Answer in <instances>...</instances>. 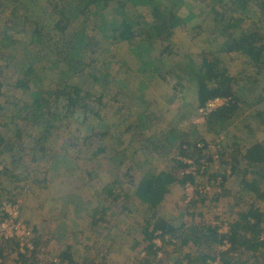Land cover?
Returning <instances> with one entry per match:
<instances>
[{
  "label": "rangeland",
  "instance_id": "obj_1",
  "mask_svg": "<svg viewBox=\"0 0 264 264\" xmlns=\"http://www.w3.org/2000/svg\"><path fill=\"white\" fill-rule=\"evenodd\" d=\"M176 1L97 3L86 17L87 38L81 32L87 22L78 12L63 23L62 31L56 29L59 18L49 12L47 0H0V205L4 198L19 201L22 218L33 231L32 239L40 238L37 253L24 258V264H51L60 239L73 244L78 222L82 225L77 237L82 249L79 255L83 251L95 257L97 254L98 262L107 256L105 264H169L177 252L192 250L170 247L164 259H153L151 255L145 261L140 251L148 247L153 222L135 200L115 198L105 191L114 180L123 182V176L131 180L127 172L137 178L144 171L171 170L175 157L181 156L179 145L185 139L214 141L223 136L224 162L218 161L210 168L231 173L228 178L235 188L228 189L221 198L190 203L185 199L179 171L171 192L156 208L158 215L175 226L202 227L215 225L213 220L221 211L226 221H234L249 202L264 212V169L249 165L244 157L248 147L256 141L264 142V70L256 69V60L248 64L246 59L252 58L241 53L225 54L234 77L238 108L226 120L220 122L217 118L212 127L206 124L207 118L198 113L200 105L192 78L199 69L195 47H207L211 41L208 28L216 25L205 17L208 2L195 7L188 1L194 11L185 19L191 38L185 56L194 52L195 61L174 65L150 55L163 52L167 44L178 55L174 49L177 41L171 38L168 42L166 35L159 37L144 14L150 7L167 17L171 4L176 14ZM20 3L36 6L31 11L37 12L39 24L45 25L33 37L18 32L23 19ZM252 18L264 36V20ZM15 26L18 29H13ZM127 26L135 30V36L122 40L119 33ZM103 34L109 36L103 38ZM80 35L85 39L80 41ZM94 36L96 41L91 40ZM218 38L215 49L223 42L222 36ZM86 44H90L88 61L82 60ZM148 56L153 57L151 62ZM262 58L264 64V52ZM88 63L91 68L80 79L78 72ZM30 67L35 70L30 85L18 84ZM154 78L160 84H153L156 95L148 99L147 87ZM82 82L91 90L89 104L94 115L86 116L79 108L66 114L64 107L72 90L69 84L79 83L83 89ZM36 99L42 101L43 112L53 109L56 118L50 124L51 115L34 123L22 119L20 109ZM249 182L255 187L246 193L244 188ZM14 242L6 250H18ZM85 242L98 243V250H83ZM194 249L192 252L197 254L199 251ZM6 250L9 256L1 264L20 262L19 256ZM85 257L78 256L77 263Z\"/></svg>",
  "mask_w": 264,
  "mask_h": 264
},
{
  "label": "trees",
  "instance_id": "obj_2",
  "mask_svg": "<svg viewBox=\"0 0 264 264\" xmlns=\"http://www.w3.org/2000/svg\"><path fill=\"white\" fill-rule=\"evenodd\" d=\"M64 5L68 2L65 0H47L48 5L53 4L56 8V13L58 15H65L66 10L58 9L59 4ZM74 3L73 7H76L81 18H84V21L87 22V14L92 6L96 3H108L110 0H72ZM188 1H191V4L195 7L201 5V3L207 1L210 6L209 11L206 12V19L214 22L216 25L212 26L214 28H208V33L211 37V41L208 43L207 47L200 48L196 53V66L197 69L195 77L192 78L193 91L196 95L199 105L203 104L207 99L216 96V95H231L234 97L233 102L229 106L221 107L207 116V123L210 127L214 123V120L221 118V121L226 120L231 115L235 113L238 108L237 97L234 93V77L230 73V68L228 63L225 60V54H230L234 52L241 53L245 58H252L249 61L246 59V62L252 64L255 61L254 65L257 66L256 69L264 70L262 53L264 52V36L261 33V27L257 26L255 22L251 19L252 17H258L261 21L264 20V0H177V12L183 16H188L190 10H193L189 7ZM184 4H188V8H181ZM228 4V5H227ZM36 9L34 5H25V3L19 4V9L23 12V19L18 26H15L13 29H18V32L26 36H35L39 31L45 27L44 24H39L38 17L40 16L37 12L31 11ZM189 9V10H188ZM147 10L152 13L151 20L153 26L158 33V36L164 37L165 35L168 38H177L179 35L176 34L173 26L176 25V22L171 23L173 17H177L173 11L172 4L171 8H167L169 11V18H166L156 12V17L163 21L162 24L156 22L154 13L150 10V7H147ZM37 11V10H36ZM35 17L31 19V15ZM76 17V14L72 16H67V19L71 20ZM145 17H147L145 15ZM93 21V19H91ZM156 22V25H155ZM64 22L57 21L56 29L59 27L62 30V25ZM254 24V27L251 26ZM87 25L83 24L81 27V32L86 34V37L89 38L87 31ZM163 26H167L166 30ZM64 30V29H63ZM62 30V31H63ZM61 31V32H62ZM17 32V31H16ZM135 30L132 27L127 26L125 29L121 30L120 39L128 40L135 36ZM15 34V33H12ZM80 41L85 39V36L80 35ZM109 35L103 34V38ZM176 36V37H175ZM185 36L189 38L188 32L185 33ZM223 38L221 45L217 46L215 49L216 40L218 37ZM217 38V39H216ZM63 39V37L61 38ZM187 39V38H186ZM89 40V39H87ZM91 40L96 41L97 38L94 36ZM188 40V39H187ZM94 44V43H93ZM90 44H86L82 54V60H90L89 49ZM167 46L170 47L168 44ZM88 53V54H86ZM169 63H174L173 60L167 59ZM32 63L34 61H31ZM79 63V62H78ZM91 68V63L86 65V68L83 66L80 68L79 78L83 79L85 70ZM24 71V70H23ZM22 71V72H23ZM243 71H245L243 69ZM35 72L34 67H30L26 72L22 73L23 75L19 77L18 84L27 85L31 83L32 74ZM91 70L88 72L90 73ZM77 73L74 75L77 76ZM89 75V74H88ZM76 79V78H75ZM80 88L79 83L69 84L71 87V92L69 93L67 104H65L64 111L66 114H73L77 109L84 111L86 116L94 115L93 109L90 110V101H91V90L84 88L83 82L81 83ZM1 92V84H0ZM67 95V94H66ZM153 98V97H152ZM151 98V99H152ZM42 101L39 99L33 100L30 104H26L25 107L20 109V114L23 113L24 117L22 119L33 120L34 122H39L45 117H50L49 123L52 119H55L56 116L51 113L53 110L51 107L48 108L49 113L43 112L41 110ZM37 107V108H36ZM39 108V109H38ZM92 112V114H90ZM91 117V116H90ZM22 127H25L22 125ZM22 129V128H21ZM20 129L18 133H20ZM199 142H206L202 137L194 139V142H191L188 139H185L179 145V155L175 157V164L171 170L161 168L158 171H144L139 173V176H130L127 172L126 175L132 180L124 177V181L114 180L112 184H108L105 187V191L109 195H114L115 198L121 196V198L127 197L128 199H133L137 202L138 207L143 210L148 218L153 222V229L150 233V244L147 248L140 251V256L142 255L143 259L147 261L152 255L153 259L162 260L168 255V250L170 247H177V250H182V247H189L192 250H188L182 253H176L174 258L169 260V264H264V240H260V235L264 232V212L263 210L257 208L254 203L249 202L238 214L236 220L229 223L226 221L222 215L223 212H218V216L214 220H221V222H228L229 231L228 233L220 232L221 224H215L213 226H186L182 224L180 226H175L172 223L168 222L165 217L160 216L156 212V208L165 200L168 193L171 192L174 183L177 181L176 174H179L186 164L183 163L181 157L194 158L197 163H202L203 160L209 162L213 161L215 152L212 150H204L203 148H198L197 144ZM225 147L222 148L220 152V157L218 161H223ZM227 156V154H226ZM244 157L249 163H264V142H256L252 146L246 149ZM224 162V161H223ZM210 165H208L209 167ZM179 172V173H178ZM221 174L223 176L222 191L214 194L211 198H221L225 193L226 184L229 177V173L226 170H214L210 167L207 169V173L202 176H192L186 175L184 179L181 178V183L183 184L186 180H191L192 182L199 181H212L217 176ZM263 177L259 176L261 180ZM126 179V180H125ZM126 181L128 183H126ZM248 187L244 188V192H250L249 189H252L254 186L253 182H249ZM117 186L119 188H117ZM257 188V187H256ZM9 199V198H4ZM14 201L15 199H10ZM199 200H192L190 203H194ZM203 201V200H201ZM220 211V208H219ZM162 230L163 234H168L171 239L166 241L163 240L162 247H157L153 240L155 238L154 231ZM175 240V241H174ZM14 238L6 239L0 242V255L3 259V252L6 250L7 245H12ZM224 241H227L230 246L228 248H223L222 245ZM40 238L33 240L34 248L27 249L26 253L21 254L19 252L18 256L20 257V264H24V258L32 255L40 247ZM15 243V242H14ZM18 247V243L15 244ZM10 247V246H9ZM198 250L197 254H194L193 249ZM194 249V250H195ZM19 250V248H18ZM70 249L66 248L60 254L62 259H69L70 263L75 264ZM159 251L163 252V256L158 258ZM111 250L109 251V253ZM112 253V252H111ZM248 255H246V254ZM179 254V255H178ZM246 256V257H245ZM97 259V258H96ZM96 259H91L90 257H85L79 262V264H101L107 263L106 258H103L101 262H98ZM2 260L1 263H3ZM66 261V260H64ZM68 261V260H67ZM68 261V264H70ZM0 263V264H1ZM52 264V263H51Z\"/></svg>",
  "mask_w": 264,
  "mask_h": 264
},
{
  "label": "built area",
  "instance_id": "obj_3",
  "mask_svg": "<svg viewBox=\"0 0 264 264\" xmlns=\"http://www.w3.org/2000/svg\"><path fill=\"white\" fill-rule=\"evenodd\" d=\"M233 102V96L231 95H216L209 99H207L203 104H201L198 108V113L200 116L207 118V116L225 106H229ZM224 137L219 136L214 141L206 140V142H199L197 144L198 148H203L204 150H212L215 152L213 161H205L202 163H197L194 158L181 157L183 163L186 166L180 170V176L182 179L185 178L186 175L192 176H202L207 173V169L213 166L218 162L220 157V152L224 146ZM208 165H210L208 167ZM223 176L219 174L217 178L212 181H199L192 182L191 180H186L183 183L184 188V196L187 202H191L192 200H207L210 199L214 194L222 191L223 184ZM0 242L6 239L14 238L17 240L19 245V252L21 254L26 253L27 249H33V237L32 230L27 222L22 218L20 203L17 200L3 199L0 205ZM216 224H221L220 232L228 233L229 226L228 222H221V220H213ZM155 238L153 243L157 247H162L163 240H170L171 237L168 234H163L162 230L154 231ZM260 240H264V232L260 235ZM175 241V240H174ZM230 244L227 241H224L222 245L223 248H228ZM18 252V253H19ZM144 251L142 255H144ZM163 256V252L159 251L158 258ZM53 261L57 264L61 263L60 258H54ZM2 262V256L0 255V263ZM64 264H68L65 262Z\"/></svg>",
  "mask_w": 264,
  "mask_h": 264
},
{
  "label": "crops",
  "instance_id": "obj_4",
  "mask_svg": "<svg viewBox=\"0 0 264 264\" xmlns=\"http://www.w3.org/2000/svg\"><path fill=\"white\" fill-rule=\"evenodd\" d=\"M68 2L67 4H65L64 5V2H63V4L61 3V1H60V4H59V7H58V9L57 10H59V9H64V10H66V13H65V15H58L57 13H56V8H55V6L51 3V4H49L48 5V9H49V12L51 13V14H53V15H56V16H58V20L57 21H60V22H65V21H68L69 19H67V16H72V14L74 13H76V11H74V10H76V7H73L74 6V3H73V1L72 0H65V2ZM111 1V0H110ZM110 1L108 2V3H106V4H109L110 3ZM97 4V3H96ZM105 4V3H104ZM95 5V4H94ZM93 5V6H94ZM69 10H71V11H69ZM194 11V9L193 10H190V12L188 13L189 15L192 13ZM90 12H93L91 9H90V11H89V13ZM153 13H154V16H155V19H156V22L158 23V21L160 20V19H158L157 17H156V11H153ZM144 14L147 16V20H148V22L150 23V26H153V23H152V21L151 20H154L153 18H152V13L150 12V11H147L146 10V12H144ZM88 15V14H87ZM176 15H178L177 17H173V19H172V21H171V23H173V22H176L177 23V21H178V23H177V26L176 25H168V24H166L167 26H173V29L175 30V32H176V34L177 35H179L177 38H174L173 37V40H175V41H177L176 43H174V49H175V51L178 53V55H174L175 54V52L174 51H172L170 48H169V46H164V50H163V52H159V53H157V52H155V53H150L149 52V49L148 50H146V52L148 53H150V55H158V58H161V57H163V59H170V60H173V62H174V65H176V64H178L179 62H182L183 64H185L186 62H190V61H195V59H194V52H190L189 54H188V57L187 56H185V53H186V49L190 46V44L191 43H189V41L191 42V38H190V36H189V33H188V36H189V38L188 37H186L185 36V33H187V32H190V30H189V26L187 25V21L185 20L186 19V16H183V15H181V14H179V12H177L176 13ZM87 17V16H86ZM170 17V15L169 16H167V17H165V19L166 18H169ZM178 19H181L180 20V22H179V20ZM184 20V21H183ZM156 22H155V25H156ZM159 24V23H158ZM167 26H163V28L166 30V27ZM155 29V28H154ZM155 31H156V29H155ZM157 33V32H156ZM157 35H158V33H157ZM159 37H162V36H159ZM176 37V36H175ZM188 40H187V39ZM167 40H169L168 42H171L172 40L171 39H167ZM204 47V46H203ZM199 49H200V46H196L195 47V51H199ZM154 50V49H153ZM161 54V55H160ZM191 57L193 58V59H191ZM151 58H153L152 56H148L147 57V61L148 62H151L152 61V59ZM162 59V58H161ZM168 61V60H167ZM147 66H149L148 64H146ZM148 69H150V68H148ZM147 83V82H146ZM149 83H151V86L150 87H147V90H148V96H147V98L148 99H151L154 95H156V92L154 91L155 89H154V87H153V84H155V83H157V84H160V83H158L157 82V79H152V81H150ZM0 141H2L1 139H0ZM257 142V141H256ZM255 142V143H256ZM12 143H15V141L14 142H12ZM14 156V155H13ZM249 163V162H248ZM249 165H251V166H256V167H258V168H261L262 169V171H263V169H264V163H249ZM229 174H231V173H229ZM225 184H226V188H225V192H227L228 193V191L231 189V190H233L235 187H233V184H234V182H230V179L228 178V180L225 182ZM229 189V190H228ZM219 200V199H218ZM236 220V219H235ZM39 227H41L40 225H38ZM77 226H78V229L76 228V226H75V232H74V236H73V244L71 243V242H68V240H59L60 242H59V245H58V247H55V248H57V252H56V254H53L54 256L52 257V262L51 263H53V264H57V263H55L54 261H53V259L54 258H60L61 259V263L60 264H64L65 262H68L69 261V259H64V260H66V261H64L63 259H62V257L60 256V254L64 251V249H66V248H68V249H70L69 250V252L71 253V256L73 257V260H74V263L75 264H79V262L77 263V258H78V256H82V254L84 255V257L85 256H87V255H91V253L90 252H82L80 255H79V253H80V250H82L80 247H79V240L77 239V237H78V233L80 232V230L82 231V225L81 224H79V222H78V224H77ZM153 229V228H152ZM72 231H73V228H72ZM152 231V230H151ZM66 233H68V230L66 231ZM65 233V234H66ZM75 235H76V237H75ZM66 237H68V236H66ZM150 237V236H149ZM65 238V237H64ZM66 239V238H65ZM89 240H90V238H86V242H89ZM84 243L83 244V250H85V251H90V250H92L94 247H96V249L98 250V243H94V244H92V245H90L89 243ZM150 240H149V244H150ZM78 243V244H77ZM148 244V245H149ZM76 245H78V247L76 246ZM95 250V249H94ZM7 252H9V251H11V252H14V254L15 255H17L18 256V250H6ZM37 251L38 250H36V252H34L33 254H36L37 253ZM9 253H5V251L3 252V255H6L5 257H3L4 259L6 258V257H8L9 255H8ZM33 254H32V256H33ZM88 257H90V260L91 259H96V258H98L97 257V254H96V257H95V255H91V256H88ZM17 259H18V257H16ZM79 259V258H78ZM109 259V258H108ZM107 259V256H106V259H105V261H109ZM3 260V259H2ZM68 260V261H67ZM97 260V259H96ZM69 263H70V261H69ZM16 264H20V262H19V259H18V262L16 263ZM21 264H23V263H21ZM70 264H72V263H70Z\"/></svg>",
  "mask_w": 264,
  "mask_h": 264
}]
</instances>
